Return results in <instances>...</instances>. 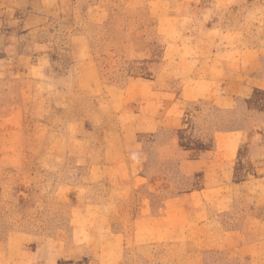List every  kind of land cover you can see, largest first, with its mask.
<instances>
[{
	"label": "rangeland",
	"instance_id": "obj_1",
	"mask_svg": "<svg viewBox=\"0 0 264 264\" xmlns=\"http://www.w3.org/2000/svg\"><path fill=\"white\" fill-rule=\"evenodd\" d=\"M0 264H264V0H0Z\"/></svg>",
	"mask_w": 264,
	"mask_h": 264
},
{
	"label": "crops",
	"instance_id": "obj_2",
	"mask_svg": "<svg viewBox=\"0 0 264 264\" xmlns=\"http://www.w3.org/2000/svg\"><path fill=\"white\" fill-rule=\"evenodd\" d=\"M72 40H74V42H76L78 40V42L80 43V45L82 47H85L87 44L86 39H84L82 37L74 38ZM7 50L10 54H13L12 51L10 50V48L7 47ZM73 54L75 55V57H74L75 63H74L73 72H74V77H75L74 79H75L76 87L88 92L91 95H95V96L103 93V91H102L103 89H101V87H100L101 85H100V82H99L98 77H97L96 65L92 61L90 55H88L85 52V50L82 52L81 55H78L79 53L76 54L75 52ZM10 101H11L10 103L12 104L14 102V99H11ZM18 101H20V102L18 103V105L16 107L15 113H16V116H18V118L20 120L21 118H23L25 116V112H26L25 109L27 106V98L22 97ZM11 114L13 115V113H11ZM232 134H237L236 137H234V138H236L238 140V142L241 140V137L243 136L242 132H234ZM214 155H215V157L217 156L216 162L218 163V150L217 149H216V152ZM221 163H223V161ZM179 199H180L179 196H176V197L169 198L167 200V202L170 203L173 207L176 204V200L178 201ZM204 203L205 202L202 201V204L205 206Z\"/></svg>",
	"mask_w": 264,
	"mask_h": 264
}]
</instances>
